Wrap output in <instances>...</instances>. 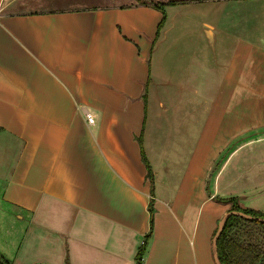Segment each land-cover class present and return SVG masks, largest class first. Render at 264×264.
Masks as SVG:
<instances>
[{
  "label": "crops",
  "instance_id": "0c3cea01",
  "mask_svg": "<svg viewBox=\"0 0 264 264\" xmlns=\"http://www.w3.org/2000/svg\"><path fill=\"white\" fill-rule=\"evenodd\" d=\"M261 173L264 0H0L7 264H217Z\"/></svg>",
  "mask_w": 264,
  "mask_h": 264
},
{
  "label": "trees",
  "instance_id": "16d2710c",
  "mask_svg": "<svg viewBox=\"0 0 264 264\" xmlns=\"http://www.w3.org/2000/svg\"><path fill=\"white\" fill-rule=\"evenodd\" d=\"M153 5L156 6L155 3ZM146 168V175L151 180L152 174L148 164H146ZM217 200L228 202V210H240L264 218V214L260 211L237 203L234 196L217 197ZM148 212L149 227L137 248L134 264H141L142 255L152 229L153 208L151 201L148 203ZM216 253L220 264H264V222L246 219L235 214L228 215L223 221L216 239ZM0 264H7V261L0 258Z\"/></svg>",
  "mask_w": 264,
  "mask_h": 264
},
{
  "label": "rangeland",
  "instance_id": "374dc122",
  "mask_svg": "<svg viewBox=\"0 0 264 264\" xmlns=\"http://www.w3.org/2000/svg\"><path fill=\"white\" fill-rule=\"evenodd\" d=\"M215 168H217L216 167V164H215V166H213L212 167V169L210 170L211 172H210V174H212V172H213V170L215 169ZM228 168H230V166H228L227 167V169ZM239 168V170H240V172L242 171V170H245V172H247V170H248V172H249V175H257V174H255V173H259V168H262V166H260V165H249V166H244V167H238ZM227 169L225 170V172L227 171ZM224 172V173H225ZM261 175H264V173H261ZM250 184H253V183H249V185ZM255 188L257 189H259L260 188V185H256L255 186ZM263 191V192H262ZM261 191V193H259V194H255L254 196H256V197H254V199L252 200L253 202H255L258 206H260V208L258 209L261 213H263L264 214V190H262ZM235 197V200H236V202L237 203H239V199H238V197L237 196H234ZM225 198V197H224ZM239 204H241V203H239ZM246 207V206H245Z\"/></svg>",
  "mask_w": 264,
  "mask_h": 264
},
{
  "label": "water",
  "instance_id": "95a60500",
  "mask_svg": "<svg viewBox=\"0 0 264 264\" xmlns=\"http://www.w3.org/2000/svg\"><path fill=\"white\" fill-rule=\"evenodd\" d=\"M230 214H235V215H240L241 217L243 218H246V219H252V220H256V221H261V222H264V218L262 217H259V216H253V215H250L248 213H245L243 211H240V210H227L224 215L220 218L219 222H218V225L216 227V230L213 234V237H212V245H213V256H214V259L216 261L217 264H220L218 259H217V253H216V239H217V236L221 230V227H222V224H223V221L225 220V218L230 215Z\"/></svg>",
  "mask_w": 264,
  "mask_h": 264
},
{
  "label": "built area",
  "instance_id": "2783aa9c",
  "mask_svg": "<svg viewBox=\"0 0 264 264\" xmlns=\"http://www.w3.org/2000/svg\"><path fill=\"white\" fill-rule=\"evenodd\" d=\"M85 118H86L87 123H92L93 122V119H92V117L90 116L89 113H85Z\"/></svg>",
  "mask_w": 264,
  "mask_h": 264
}]
</instances>
